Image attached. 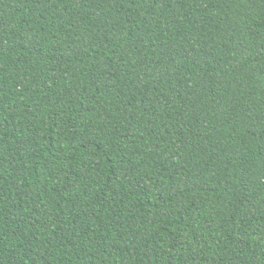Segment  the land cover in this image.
Instances as JSON below:
<instances>
[{
  "label": "trees",
  "instance_id": "trees-1",
  "mask_svg": "<svg viewBox=\"0 0 264 264\" xmlns=\"http://www.w3.org/2000/svg\"><path fill=\"white\" fill-rule=\"evenodd\" d=\"M0 264H264V0H0Z\"/></svg>",
  "mask_w": 264,
  "mask_h": 264
}]
</instances>
